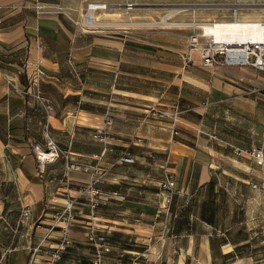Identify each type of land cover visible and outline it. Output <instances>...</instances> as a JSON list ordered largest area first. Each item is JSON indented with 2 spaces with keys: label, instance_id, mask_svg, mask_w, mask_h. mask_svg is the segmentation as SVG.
I'll list each match as a JSON object with an SVG mask.
<instances>
[{
  "label": "crops",
  "instance_id": "0c3cea01",
  "mask_svg": "<svg viewBox=\"0 0 264 264\" xmlns=\"http://www.w3.org/2000/svg\"><path fill=\"white\" fill-rule=\"evenodd\" d=\"M133 1L0 0L2 264L62 244L71 264L90 226L129 264H264V71L205 68L191 34L124 30ZM48 138L91 172L42 164Z\"/></svg>",
  "mask_w": 264,
  "mask_h": 264
},
{
  "label": "rangeland",
  "instance_id": "374dc122",
  "mask_svg": "<svg viewBox=\"0 0 264 264\" xmlns=\"http://www.w3.org/2000/svg\"><path fill=\"white\" fill-rule=\"evenodd\" d=\"M128 4L136 6L131 7L133 10L124 12L119 17L124 30L135 34L176 32L183 41H187V37L193 32L202 33L201 29L195 28L199 26L196 24L228 21L232 20L235 15L239 19L264 23V0H135ZM108 236L107 243L112 250L103 255L101 264H129L127 258L133 255L115 251L114 244ZM90 248L92 251L84 252L81 256L77 251L72 252L66 259L71 264H94L96 253L92 246ZM66 251L62 253V260H64Z\"/></svg>",
  "mask_w": 264,
  "mask_h": 264
},
{
  "label": "built area",
  "instance_id": "2783aa9c",
  "mask_svg": "<svg viewBox=\"0 0 264 264\" xmlns=\"http://www.w3.org/2000/svg\"><path fill=\"white\" fill-rule=\"evenodd\" d=\"M102 8H95V5L87 6V14H92L96 10H104L106 5H102ZM131 8L132 6H128ZM89 23L92 22V18L88 17ZM188 47L190 50H200L202 58V64L205 68L216 69L219 67H239V68H252L257 71H264V42L263 41H217L212 37L203 36L202 33L193 32L188 38ZM36 79L44 78L45 72L38 70L35 73ZM159 117L163 118L165 114L159 113ZM176 120L173 122L176 126ZM47 151L44 157L38 154V160L42 164H51L60 159L65 162V167L68 173H90L91 169L84 165L78 164L72 158L69 152L63 151L51 138H48ZM252 155L258 161V164L263 163V156L261 150H256ZM126 163L133 162L131 158L126 156L123 160ZM174 183L169 180L166 183L160 184L163 189L173 188ZM97 204L94 200L91 201L90 209L91 213L95 211ZM75 205L68 203L63 212L59 215L58 221L63 223L72 224L71 221L75 219ZM30 210L25 209L22 214L23 221L29 216ZM87 243L95 249V262L94 264H101L103 255L111 252V247L107 243V234L95 230L92 226L89 227V235L87 236ZM65 251L64 244L53 249V252L48 256L46 264H58L62 260V253ZM41 253L40 246L33 249L29 264H38L37 256ZM0 264L2 262L0 261Z\"/></svg>",
  "mask_w": 264,
  "mask_h": 264
},
{
  "label": "bare ground",
  "instance_id": "6f19581e",
  "mask_svg": "<svg viewBox=\"0 0 264 264\" xmlns=\"http://www.w3.org/2000/svg\"><path fill=\"white\" fill-rule=\"evenodd\" d=\"M128 6L133 7L136 5H126V7ZM102 7H103L102 5H95V8H102ZM235 12H238V11H235ZM196 25H199L198 27H195V28L201 29L203 36L212 37L217 41L242 42V41L250 40V41H263L264 42V23L250 22V21H245L244 19L239 20L237 15H235L233 20H229V21H226V20L213 21L211 23H201V24H196ZM40 155L41 157H44L45 153L41 152Z\"/></svg>",
  "mask_w": 264,
  "mask_h": 264
}]
</instances>
